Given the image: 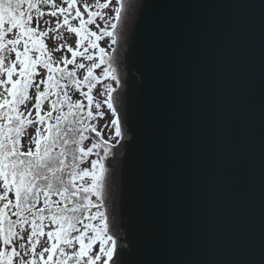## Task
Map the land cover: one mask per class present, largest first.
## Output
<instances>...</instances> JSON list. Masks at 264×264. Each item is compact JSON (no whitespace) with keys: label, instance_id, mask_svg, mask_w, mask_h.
<instances>
[{"label":"water","instance_id":"obj_1","mask_svg":"<svg viewBox=\"0 0 264 264\" xmlns=\"http://www.w3.org/2000/svg\"><path fill=\"white\" fill-rule=\"evenodd\" d=\"M127 6L114 95L125 139L107 161L127 264H264V0ZM226 125L243 155L222 166Z\"/></svg>","mask_w":264,"mask_h":264},{"label":"snow or ice","instance_id":"obj_2","mask_svg":"<svg viewBox=\"0 0 264 264\" xmlns=\"http://www.w3.org/2000/svg\"><path fill=\"white\" fill-rule=\"evenodd\" d=\"M127 7L115 0L105 19L100 10L109 3L100 0H0V264H127L132 248H122L111 231L108 206L107 161L126 127L115 106L121 81L116 49L99 46L105 37L118 43ZM62 30L77 37L75 49L47 46ZM102 80L115 84L105 85L114 129L108 140L93 123L103 117L92 94ZM220 150L222 166L233 152L242 156L243 134L235 137L226 125Z\"/></svg>","mask_w":264,"mask_h":264},{"label":"rangeland","instance_id":"obj_3","mask_svg":"<svg viewBox=\"0 0 264 264\" xmlns=\"http://www.w3.org/2000/svg\"><path fill=\"white\" fill-rule=\"evenodd\" d=\"M126 0V4H127ZM55 3L59 4L61 2V0H54ZM85 2V0H78V6H81L83 3ZM86 2L89 5L94 6L96 3V0H86ZM101 3L104 2H108L109 3V8L108 9H103L100 10L102 12V14H106L105 19H107L108 17L114 15L113 12V7L115 6V0H100ZM81 10L82 7H81ZM91 10H96L94 7ZM45 19H48V17H45ZM73 23H76L75 21H73ZM97 24H99L100 28L104 27V21L100 20L99 17L97 18ZM54 26V24H53ZM91 30L93 31H99V29L96 27V25H90L89 26ZM50 36L52 38H46V43L47 46L51 49V48H55L61 44H67V45H71L74 49H75V42L77 37H75L74 34H69L66 30H62L59 33H55V34H50ZM111 41L109 38L105 37L103 38L101 41H99V46L103 47L106 49V51L110 52L112 50V48L116 49V44L115 45H111ZM82 51V48L80 49ZM94 51V50H90ZM66 54V49H64L61 52H57L55 53V58L56 59H60V57L64 56ZM68 57H71L70 53H67ZM77 62H80L79 58L77 60ZM69 68H71V65H69ZM96 75L100 74V70H96ZM79 77L82 79L84 72L83 70H81L78 73ZM112 83L113 86H115L114 82L111 81H107V80H102L100 81L96 87L93 90V97H94V102H99L101 104V108H100V112L103 113V117L101 118L99 115L96 116V119L93 121V123L96 124L97 126V130L103 129V139L104 140H108V137L110 134L114 135V129L111 128L110 122L113 119V117L111 116V111L107 108L106 103H105V99H106V93H105V85ZM84 91H87V89H84ZM73 99H81V97L78 95V93H73ZM86 103V101H85ZM30 107V105H29ZM93 112L94 114L96 113V109L95 106H93ZM105 125H109V127H104ZM111 129V131H110ZM32 129H29V132H31ZM94 135V134H93ZM111 143L115 144V139H113L111 141ZM91 144V141H86L85 142V147L89 146ZM89 164H84L83 167H89Z\"/></svg>","mask_w":264,"mask_h":264},{"label":"bare ground","instance_id":"obj_4","mask_svg":"<svg viewBox=\"0 0 264 264\" xmlns=\"http://www.w3.org/2000/svg\"><path fill=\"white\" fill-rule=\"evenodd\" d=\"M114 95H115V93H114ZM123 139H125L124 138V136H123V138L121 139V141H123ZM121 141H120V143H121ZM120 143L112 150V156L110 157V158H112V157H114V156H116V157H119L120 156V154H119V146H120ZM119 154V155H118ZM118 155V156H117Z\"/></svg>","mask_w":264,"mask_h":264}]
</instances>
